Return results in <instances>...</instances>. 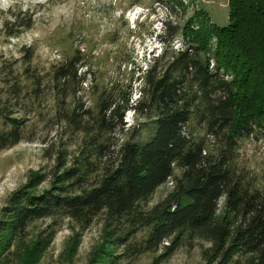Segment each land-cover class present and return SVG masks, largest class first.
<instances>
[{"label": "trees", "instance_id": "16d2710c", "mask_svg": "<svg viewBox=\"0 0 264 264\" xmlns=\"http://www.w3.org/2000/svg\"><path fill=\"white\" fill-rule=\"evenodd\" d=\"M229 9L227 25L185 27V48L170 58L166 49L181 26L165 20L158 36L165 51L140 76L136 100L132 85L129 91L97 87L96 108L87 105L83 92L90 71H81L80 51L47 75L32 67L31 47L21 66V60L3 63L0 149L34 140L26 131L46 90L55 96L58 124L81 135L71 153L64 142L46 144L45 156L54 165L31 174L11 195L4 231L25 235L31 222L57 216L87 228L103 215L113 245L125 255L162 251L153 264L170 258L186 237L204 243L206 264H264V184L237 163L243 140L264 138V0H229ZM131 111L153 119L149 140L116 137L126 132ZM194 124L204 134L197 135ZM169 181L172 189L146 209ZM44 184L49 186L42 189ZM146 228L148 236L132 245ZM54 236L50 231L41 237L39 249H48Z\"/></svg>", "mask_w": 264, "mask_h": 264}, {"label": "rangeland", "instance_id": "374dc122", "mask_svg": "<svg viewBox=\"0 0 264 264\" xmlns=\"http://www.w3.org/2000/svg\"><path fill=\"white\" fill-rule=\"evenodd\" d=\"M229 11V0H0V68L3 63L15 60H21L18 63L21 66L24 53L31 47L35 51L32 67L44 75L53 74L56 66L80 51L84 56L81 71H90L83 92L87 105L96 108L97 87L132 85V97L136 100L140 76L165 51L158 38L165 20L181 26L166 49L170 58L185 48L190 37L185 35L187 26L191 24V28L198 30L202 25H227ZM216 46L214 37L210 42L212 54ZM54 97L46 90L40 98L41 106L32 114L26 134L34 140L25 139L0 149V264H93L95 258L101 260L97 264H153L162 251L125 255L124 248L113 245L114 237L103 215L87 228L69 217L57 216L31 222L25 235L4 231L3 211L11 195L28 182L31 174L46 172L54 165L45 156L46 144L64 142L71 153L80 142L81 135L73 136L66 125L58 124ZM16 115L21 117L23 113ZM125 121L126 134H116L121 142H145L152 137L153 119L131 111ZM4 128L0 118V130ZM194 129L197 135L204 134L196 124ZM237 163L260 185L264 184V138L243 140ZM48 186L44 184L41 188ZM172 187L169 181L158 188L146 209L158 203ZM224 201L223 198L221 206ZM50 231L55 234L54 240L48 249L41 251L38 241ZM149 232V228L142 230L137 238L131 239L132 245L144 240ZM203 244L186 237L162 264H206L202 258ZM110 254L113 261L108 259Z\"/></svg>", "mask_w": 264, "mask_h": 264}, {"label": "built area", "instance_id": "2783aa9c", "mask_svg": "<svg viewBox=\"0 0 264 264\" xmlns=\"http://www.w3.org/2000/svg\"><path fill=\"white\" fill-rule=\"evenodd\" d=\"M211 67H214V62L211 63Z\"/></svg>", "mask_w": 264, "mask_h": 264}, {"label": "clouds", "instance_id": "9594fccd", "mask_svg": "<svg viewBox=\"0 0 264 264\" xmlns=\"http://www.w3.org/2000/svg\"><path fill=\"white\" fill-rule=\"evenodd\" d=\"M133 112V111H132ZM134 113V112H133Z\"/></svg>", "mask_w": 264, "mask_h": 264}]
</instances>
